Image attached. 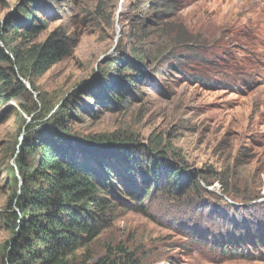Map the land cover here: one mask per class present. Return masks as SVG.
<instances>
[{"label": "rangeland", "instance_id": "obj_1", "mask_svg": "<svg viewBox=\"0 0 264 264\" xmlns=\"http://www.w3.org/2000/svg\"><path fill=\"white\" fill-rule=\"evenodd\" d=\"M148 1L0 0L11 58L14 46L56 32L67 50L41 76L18 80L0 59L20 89L0 102V264L29 126L39 130L46 109L66 101L72 134L117 138L138 161L182 167L174 189L154 177L142 192L119 185L122 198L78 261L264 264V0H170L167 14L161 4L144 11Z\"/></svg>", "mask_w": 264, "mask_h": 264}, {"label": "trees", "instance_id": "obj_2", "mask_svg": "<svg viewBox=\"0 0 264 264\" xmlns=\"http://www.w3.org/2000/svg\"><path fill=\"white\" fill-rule=\"evenodd\" d=\"M169 1L149 0L143 8L146 11L161 4L166 8L165 14L171 13L173 5ZM34 26L37 28L28 25L27 30ZM14 27L16 33L27 36L18 25ZM0 42L4 46H0V59L15 65L12 71L17 80L19 73L25 78L41 76L61 61L67 51L58 32L45 44H34L25 51L14 46V59L6 51L7 41L1 32ZM131 67L128 65L127 71ZM141 76L142 73H136V77ZM12 82L13 77L0 67V102L20 93V89H12ZM7 89L14 93L4 96ZM71 108L66 101L56 111L46 109L42 116L50 115L48 121L39 130L34 127L33 131L29 126L23 151L17 157L21 189L2 213L13 237L5 245L1 264H134L131 258L125 257L123 263L110 256L93 262L78 261L75 254L101 233L117 206L114 198H122L118 194L119 185L124 188L127 183L142 192L145 183L152 184V177L164 180L170 189L182 180L179 164L166 159L159 162L150 156L138 161L131 155L135 150L129 143L117 138L72 134L67 122ZM154 188V185L146 188L147 195Z\"/></svg>", "mask_w": 264, "mask_h": 264}]
</instances>
